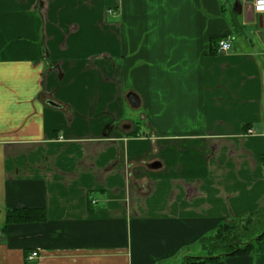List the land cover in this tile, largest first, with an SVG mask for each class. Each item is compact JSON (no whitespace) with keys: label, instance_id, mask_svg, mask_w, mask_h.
I'll use <instances>...</instances> for the list:
<instances>
[{"label":"crops","instance_id":"0c3cea01","mask_svg":"<svg viewBox=\"0 0 264 264\" xmlns=\"http://www.w3.org/2000/svg\"><path fill=\"white\" fill-rule=\"evenodd\" d=\"M235 1L0 0V264H184L251 217L258 237L264 27ZM257 243L203 264H264Z\"/></svg>","mask_w":264,"mask_h":264},{"label":"trees","instance_id":"16d2710c","mask_svg":"<svg viewBox=\"0 0 264 264\" xmlns=\"http://www.w3.org/2000/svg\"><path fill=\"white\" fill-rule=\"evenodd\" d=\"M261 213L264 216V210L261 211ZM41 219H43V212L41 210L19 209V210L8 211L6 213L5 221H6V223H22V222L33 221V220H41ZM251 219H252V221H256V222L258 221L254 217H251ZM248 220L245 222H242L238 219H235V221H240L242 224L247 223ZM250 223H252V222H250ZM257 223H259V222H257ZM254 227L255 226H253L252 228H254ZM222 234H223V237L220 239L221 243L219 244V245L222 244L221 245L222 248L219 250V252H215V251L212 252L209 249L208 252H206V255H208L207 257H204V258L188 257L185 259L184 264H203V262L205 260L207 261L209 258H211L210 255H212L213 253H220L223 255H229V254H235V253H242L244 251H252L255 248L257 241H259L261 239V237L263 236L264 230H262V232L258 235L257 238L254 235L253 238L249 239L248 241H244L243 244H241L240 242L235 243L238 241H235V234L234 233L229 234V231L226 230V232H223ZM257 245H258V243H257ZM204 247L208 248V246H206L205 244H204ZM190 259H194V261L191 262Z\"/></svg>","mask_w":264,"mask_h":264},{"label":"rangeland","instance_id":"374dc122","mask_svg":"<svg viewBox=\"0 0 264 264\" xmlns=\"http://www.w3.org/2000/svg\"><path fill=\"white\" fill-rule=\"evenodd\" d=\"M234 1V0H233ZM126 112H128V108H126ZM252 222V223H250ZM258 222V221H257ZM256 221H252L250 218L247 223L242 224L240 221H226L220 225V227L216 230V232L212 236H208L204 239H202V242L208 248L201 249V252L203 255L208 252L210 249L212 252H219V250L222 248V244L219 245L220 239L223 237V232L229 231V234L234 233L235 234V243H241L243 244L244 241H248L249 239L253 238L256 233L261 231L262 225L260 223H257ZM255 226L254 228H252ZM208 238V239H207ZM205 240V241H204ZM190 261H194V259H190Z\"/></svg>","mask_w":264,"mask_h":264},{"label":"built area","instance_id":"2783aa9c","mask_svg":"<svg viewBox=\"0 0 264 264\" xmlns=\"http://www.w3.org/2000/svg\"><path fill=\"white\" fill-rule=\"evenodd\" d=\"M240 3H244L247 5H250L253 12L258 13L262 16V26L264 27V2L262 0H238ZM109 13H113V11L110 9L108 10ZM230 45L227 40H219L217 44V49L219 52H225L229 49ZM263 169H264V160H263ZM39 253L37 251H32L26 256V260L28 262H31L38 258Z\"/></svg>","mask_w":264,"mask_h":264},{"label":"water","instance_id":"95a60500","mask_svg":"<svg viewBox=\"0 0 264 264\" xmlns=\"http://www.w3.org/2000/svg\"><path fill=\"white\" fill-rule=\"evenodd\" d=\"M234 10H236L237 12H240V2L238 0L235 1ZM127 99L129 100L130 104L133 107H137L139 105V100H138V97H136V95L129 93L127 95ZM48 104L56 106V104L52 101H48ZM159 165H160L159 163L155 162V163H152L150 167H158Z\"/></svg>","mask_w":264,"mask_h":264},{"label":"snow or ice","instance_id":"6c2138e0","mask_svg":"<svg viewBox=\"0 0 264 264\" xmlns=\"http://www.w3.org/2000/svg\"><path fill=\"white\" fill-rule=\"evenodd\" d=\"M262 2H264V0H262Z\"/></svg>","mask_w":264,"mask_h":264}]
</instances>
